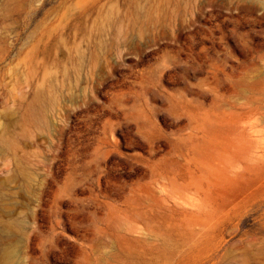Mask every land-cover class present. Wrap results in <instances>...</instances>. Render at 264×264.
Returning <instances> with one entry per match:
<instances>
[{"label": "rangeland", "instance_id": "rangeland-1", "mask_svg": "<svg viewBox=\"0 0 264 264\" xmlns=\"http://www.w3.org/2000/svg\"><path fill=\"white\" fill-rule=\"evenodd\" d=\"M264 264V0H0V264Z\"/></svg>", "mask_w": 264, "mask_h": 264}, {"label": "bare ground", "instance_id": "bare-ground-1", "mask_svg": "<svg viewBox=\"0 0 264 264\" xmlns=\"http://www.w3.org/2000/svg\"><path fill=\"white\" fill-rule=\"evenodd\" d=\"M10 259H11V255L8 254V257L6 256L5 264H11V263H10Z\"/></svg>", "mask_w": 264, "mask_h": 264}]
</instances>
